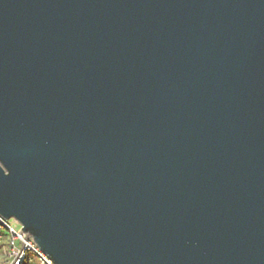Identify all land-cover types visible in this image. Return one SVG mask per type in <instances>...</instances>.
Returning a JSON list of instances; mask_svg holds the SVG:
<instances>
[{"label": "water", "instance_id": "1", "mask_svg": "<svg viewBox=\"0 0 264 264\" xmlns=\"http://www.w3.org/2000/svg\"><path fill=\"white\" fill-rule=\"evenodd\" d=\"M0 215L54 264H264V0H0Z\"/></svg>", "mask_w": 264, "mask_h": 264}, {"label": "built area", "instance_id": "2", "mask_svg": "<svg viewBox=\"0 0 264 264\" xmlns=\"http://www.w3.org/2000/svg\"><path fill=\"white\" fill-rule=\"evenodd\" d=\"M16 224L15 220L0 215V263L54 264Z\"/></svg>", "mask_w": 264, "mask_h": 264}, {"label": "rangeland", "instance_id": "3", "mask_svg": "<svg viewBox=\"0 0 264 264\" xmlns=\"http://www.w3.org/2000/svg\"><path fill=\"white\" fill-rule=\"evenodd\" d=\"M31 255V254H30ZM1 260H2V256L0 255V262H1ZM1 264V263H0Z\"/></svg>", "mask_w": 264, "mask_h": 264}]
</instances>
